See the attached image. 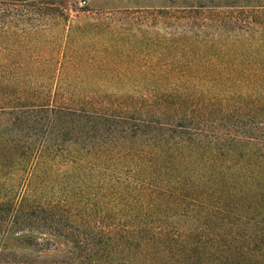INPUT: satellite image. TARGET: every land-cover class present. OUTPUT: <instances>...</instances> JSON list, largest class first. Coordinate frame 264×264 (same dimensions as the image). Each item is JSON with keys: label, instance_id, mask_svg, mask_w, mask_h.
<instances>
[{"label": "trees", "instance_id": "1", "mask_svg": "<svg viewBox=\"0 0 264 264\" xmlns=\"http://www.w3.org/2000/svg\"><path fill=\"white\" fill-rule=\"evenodd\" d=\"M76 1L0 0V264H264V0Z\"/></svg>", "mask_w": 264, "mask_h": 264}, {"label": "rangeland", "instance_id": "2", "mask_svg": "<svg viewBox=\"0 0 264 264\" xmlns=\"http://www.w3.org/2000/svg\"><path fill=\"white\" fill-rule=\"evenodd\" d=\"M78 7H90L93 10L121 12L123 10H144V9H173L176 3L174 0H77ZM161 35H170V29L158 26ZM134 82V81H127ZM126 82V83H127Z\"/></svg>", "mask_w": 264, "mask_h": 264}]
</instances>
